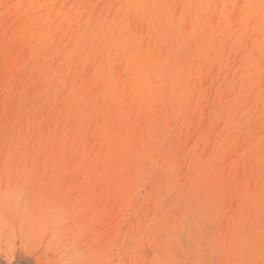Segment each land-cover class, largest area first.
Returning <instances> with one entry per match:
<instances>
[{
  "label": "bare ground",
  "instance_id": "6f19581e",
  "mask_svg": "<svg viewBox=\"0 0 264 264\" xmlns=\"http://www.w3.org/2000/svg\"><path fill=\"white\" fill-rule=\"evenodd\" d=\"M56 120L57 122H62L63 125L60 126L59 124V126L62 127L63 130L65 129L64 126L66 125L67 128V123L70 124L69 122H71L75 127L73 133L77 134L82 132L81 134L83 136L87 132L86 126L93 125L97 131L96 133L104 136L103 140H105V142L103 144L106 145L108 149L113 147L116 152L125 151L123 154L126 161L129 162V164H127L128 168L134 161L136 164V175L135 178L133 177L134 181L131 183L130 196L127 197L128 202L131 198L134 199L132 200L134 210L131 213L134 217L130 216V220L134 221L135 218L136 221L138 219V214L136 213L134 215L139 201L138 191L142 187L145 189L146 187H149V185H153L155 188V194L157 193L156 191L158 190L156 189L159 187L158 183L160 180L156 175L158 171L160 172L158 169L160 167L158 160L162 159L164 162L170 154L174 152L177 143L181 140V134L188 131V125L191 122H193L194 125L205 124L206 127L208 125L207 128L216 131V134L219 135L221 140V142L218 140L219 142L216 145V148L222 144L224 146L222 148L224 151H230L237 148V146H242L241 160L245 162L248 161L247 165L250 166L254 173L258 170H263L264 0H0V186H2L1 181L4 182V186L1 187V192L4 187H7L9 190H12L13 188L19 190L22 188L21 190L27 193L29 185L27 170L23 169L25 168L23 167L25 165H19L26 156L24 154L25 144L28 141L26 136H28V133H30L31 130L42 133L44 124L48 121V123L53 121L54 124ZM54 128L56 127H53V129ZM51 134L52 133L49 131L48 135L50 136ZM206 136L207 133L204 129L203 134L199 135L195 142L201 144L206 143ZM51 137H53V135H51ZM208 137H210V135ZM120 138L122 139L121 142ZM20 139L23 141L21 144L19 142ZM60 142L61 143L58 144H62V141ZM49 145L51 146V144ZM178 152L176 156H178ZM132 153H134V157L132 156ZM132 157L134 158L133 161H131ZM14 158H16V161H14ZM78 158L80 159V157ZM238 158L237 161L240 159ZM22 164L25 163L22 162ZM154 164L156 165V168L152 171ZM163 164L161 167H163ZM237 164L236 167L234 165L235 169H238ZM193 166L195 169V165ZM248 166L245 167L247 168ZM230 170L232 171L233 169L230 168ZM59 177L60 176H58V178ZM227 178L229 179V177ZM219 179L223 180L221 178ZM235 179V181H237V177ZM49 182L51 183V181ZM212 186L215 187V184ZM124 189H126V187ZM254 189L256 188L252 187V190L248 189L247 194L245 193V195H247V197L252 194L256 195V197H259L260 204H263L264 192L263 194L259 191L255 192L259 187L255 191ZM9 192L11 193V191ZM18 192L20 194V191ZM198 194L199 191L196 194L197 198L199 197ZM54 195L55 194H53V196ZM143 195H145V193H143ZM207 197H205V199ZM194 198L196 199V196ZM5 199L6 198H1L0 200L1 220L2 222H6V220L9 219V223L11 222L16 225L19 212H14L13 208H11V210H8L7 207L5 208V206H7H4V203L6 202ZM9 199H11V197ZM150 199L152 198L150 197ZM195 201L197 202V200ZM195 201L194 203H196ZM154 203L156 204V202ZM26 204L24 203V205ZM30 205H32V203ZM195 205L196 204L193 206ZM160 213L161 207L157 209L155 215ZM182 214H184V211ZM182 214L179 215L181 216ZM218 215L219 214H217V216ZM179 218L181 217H178V219ZM37 220L35 219V221ZM114 220L115 219H113V221ZM199 221L201 220L199 219ZM204 221L206 224V220ZM162 222H164V219L161 217V219L158 220L157 225H163ZM133 223L134 222L132 221H129L128 223L127 221H124L120 225L116 237L111 240L112 249L114 248V251L110 253L109 256L111 258L107 261V264H136L135 262L137 261L140 252L139 249L141 248V236L137 235L135 229L136 225L134 226ZM173 224L175 225V223ZM189 224L190 223H188V225ZM210 224L211 223H209V225ZM201 226L202 225H199V227ZM13 227L15 226L13 225ZM90 227L92 228V226ZM158 227H150V230L153 231L158 229V238H161L164 229ZM41 228H44V226L42 225ZM41 228L39 226V229ZM14 230L16 231V229L13 228V231ZM195 230H197V228H194V231ZM64 232L67 231L65 230ZM147 232L149 234V230L146 231V233ZM114 233L112 232L111 234ZM11 235L15 236V233H11ZM105 237L108 236L106 235ZM47 239L50 240L51 238H45V242ZM186 239L188 240V238ZM171 240L173 239L171 238ZM108 241L110 240L108 239ZM37 242L39 241H36V247L40 246L37 245ZM234 242H236V240ZM254 242L252 243L251 241L252 244H254ZM219 243L220 242L217 244ZM156 244L157 241L155 245ZM203 244L204 242H202V245ZM143 246L147 247L145 244ZM171 246L173 245L171 244ZM162 247H164V245ZM197 247L196 238L193 235L191 252L194 253ZM247 247L249 246L247 245ZM262 247H264V242ZM169 249L168 251L171 250ZM221 249L223 248L221 247ZM159 250H161V248ZM84 253L85 252H83V258L86 256ZM143 255H145V253ZM149 255L148 257H150ZM248 256L250 255L248 254ZM191 261L192 258H190V263ZM240 262L241 261H239L238 264H241Z\"/></svg>",
  "mask_w": 264,
  "mask_h": 264
},
{
  "label": "rangeland",
  "instance_id": "374dc122",
  "mask_svg": "<svg viewBox=\"0 0 264 264\" xmlns=\"http://www.w3.org/2000/svg\"><path fill=\"white\" fill-rule=\"evenodd\" d=\"M48 122L43 125L42 133L41 132L38 133L39 131L36 132V131H32L30 129L31 130V131L29 130L30 133H28V136H26V138L28 140L27 143L25 144L24 154L26 156L23 158V161H21V163H19V165H21V166L25 165V166H23V167H25L23 169L27 170V175H28V180H29V185L27 188L28 194L25 193V191L21 190L22 188L19 190H17V188H13L12 190H9V189H7V187L6 188L4 187V189H2V192H1V187L4 186L3 185L4 182L1 181L2 186H0V193H1L0 194V200H1V198L2 199L6 198L5 199L6 204L4 203V206L5 205H7V206H5V208L7 207L8 210H11V208H13L14 212H19V214H18V219H17L16 225L14 223H11V222L9 223V221H10L9 219L6 220V222H2L1 214H0V232H1L0 233V236H1L0 237V264H54V263L55 264H58V263L59 264H62V263L63 264H88L89 262H90L89 264H107V261L111 258L109 256L110 253L114 251V248L112 249L111 240H113L116 237V233L119 230L120 225L124 221L125 222L127 221V223L129 221L134 222L133 225L134 226L136 225L135 229L137 231V235L141 236V248L139 249L140 252H139L138 259L135 262L136 264H171V263L172 264H204V263L205 264H215V261H216V264H224V263L225 264H238L239 261H241L240 262L241 264H246V262H247V264H264V247H262L263 242H264V239H263V237H264V229H263L264 228V203L260 204L259 197H256V195L252 194L251 196H248V197H247V195H245V193L247 194L248 189L252 190V187L256 188V189H254V191L257 190L259 187V189L255 192L259 191L260 193L263 194V192H264V179H263L264 178V172H263V170L264 169L258 170L257 172L254 173V171L251 170L250 166L247 165L248 161L245 162V161L241 160L242 146L241 147L237 146V148L232 149L230 151H227V150L224 151L222 149L224 147L222 144H221V146H218L216 148V145L218 144V142L219 141L221 142L219 135L216 134V131L214 129L207 128L208 125H207V127L205 126V124L194 125V123L191 122L188 125V131L186 133L181 134V140L177 143V146H176L174 152H172L170 154V156L164 162L162 159L158 160V163L160 164V167L158 168L160 170V172L159 171L158 172L161 176L158 174V172L156 173L158 179H160L159 183H158L159 187H157L158 189H156V190H158V191H156L157 193L155 194V188L153 185L152 186L149 185L150 188L146 187L145 189L142 187L138 191V193H139L138 200L139 201H138V205H137V210L134 213V215L137 213L138 214L137 217L139 220L137 219V221H136V218H135V221H134V220H130V216H132L131 213L134 210L133 209L134 204L132 201L134 199L131 198V200L129 202L127 200V197L130 196L131 183L134 181L133 177L135 178V175H136L135 174L136 173V164L133 161L134 160V158H133L134 153H132L133 157L131 158V161H133V162L131 163V165L128 168L127 164H129V162L126 161L124 154H123L125 151L116 152L114 150L115 148L113 149V147L111 149H108L107 146L103 144L105 142V140H103L104 136H102V134H97L96 133L97 131L95 130L93 125L86 126L87 132L83 136L81 134L82 132L77 133V134L73 133L75 131V127H74V124H71V122H69L70 124L67 123V126H68L67 128H66V125L64 126L65 131L62 129V127H60L63 125L62 122H60V121L57 122V120L54 122V124H53V121L50 123H48ZM59 124H60V126H59ZM72 125H73V128H72ZM45 127H47V128H45ZM53 127H56V128L53 129ZM204 129L206 130V133H207V136H206L207 142L202 143V144L196 143L195 140L197 139V137H199V135L203 134ZM192 130H194V131H192ZM49 131L52 133L51 135H53V137H51V135L50 136L48 135ZM198 131H199V133H198ZM61 133H63V134H61ZM59 134H61V135H59ZM77 135H78V137H77ZM209 135L211 138L208 137ZM34 136H35V139H34ZM74 137H75V139H74ZM80 138H81V140H80ZM60 139H62V140H60ZM121 140L122 139L120 138V142H121ZM60 141H62V144H58V143H61ZM81 141L83 142V144ZM19 142L21 144L23 141L20 139ZM48 143L51 144V146ZM233 144H235V143H233ZM28 145H29V147L30 146L31 147L29 148ZM207 146H208V148H207ZM35 147H36V149H35ZM41 147H42V149H41ZM219 148L221 149V151ZM205 149H207V150H205ZM20 151H21V148H20ZM70 151H71V153H70ZM26 152H28V153H26ZM177 152H178V156H176ZM191 152H193V153H191ZM31 153H32V155H31ZM93 153H95V154H93ZM115 153H116V155H115ZM39 154H41V155H39ZM60 155H61V157H60ZM33 156H34V159H33ZM78 157H80V159ZM43 158H45V159H43ZM179 158H181V159H179ZM237 158L239 159L238 161H237ZM14 159H15L14 161H16V158H14ZM235 160H236V162H235ZM179 161H180V163H179ZM22 162L25 164H22ZM52 162H53V164H52ZM237 162H238V164H237ZM186 163H188V164H186ZM243 163H244V166H243ZM162 164H163V167H161ZM236 164L238 166V169L237 168L235 169ZM26 165H28V166H26ZM154 165L152 167V171L155 170V168H156V165L155 166ZM193 165H195L196 170L194 169ZM234 165H235V167H234ZM245 166H248V167L246 168ZM54 167H57V168H54ZM41 168L43 171L41 170ZM69 168H71V169H69ZM93 168H95V169H93ZM186 168H188V169H186ZM230 168L233 169L232 171H234V172H232L230 170ZM21 169H22V167H21ZM203 169H204V171H203ZM95 170H97V171H95ZM121 170H123V171H121ZM80 171H81V174H80ZM118 171H119V173H118ZM221 171H222V173H221ZM230 171L232 172V174ZM170 172H171V174H170ZM240 172H242L244 174H242ZM237 174L240 176H238ZM234 175H236V176H234ZM246 175H247V177H246ZM58 176H60V177L58 178ZM165 177H166V179H165ZM227 177H229V179ZM236 177H237V181H235ZM219 178H221L223 180H220ZM97 179H98V181H97ZM125 179H127V180H125ZM128 179H130L131 181ZM208 179H209V181H208ZM31 181H32V183H31ZM49 181H51V183ZM198 181L200 182V184ZM214 181H216V182H214ZM228 181H229V183H228ZM261 181H262V183H261ZM53 183H54V185H53ZM61 183H62V185H61ZM194 183H196V184H194ZM124 184H126V185H124ZM178 184H180V185H178ZM214 184H215V187L212 186ZM216 184H217V186H216ZM119 185H120V187H119ZM230 185H232V186H230ZM125 187H126V189L127 188L128 189L127 190L124 189ZM201 187H202V189H201ZM229 189L230 190L232 189V190L230 191ZM9 191H11V193ZM18 191H20V194ZM198 191H199V194H198L199 197L197 198L196 194L198 193ZM206 191H207V193H206ZM21 192H23V193H21ZM143 193H145V195H143ZM219 193H220V195H219ZM224 193H225V195H224ZM22 194H23V196H22ZM53 194H55V195L53 196ZM104 194H106V195H104ZM188 194L190 197L188 196ZM200 194H202V195H200ZM205 194H206V196H205ZM36 195H37V197H36ZM194 195L196 196V199L194 198L195 197ZM229 195L232 197H230ZM161 196H162V198H161ZM219 196H220V198H219ZM10 197H11V199H9ZM27 197H29L30 199ZM150 197L154 200L150 199ZM205 197H207V198L205 199ZM237 197H238V199H237ZM34 198H36V199H34ZM43 199L46 202H44ZM75 199H77V200H75ZM180 199H181V201H180ZM211 199H212V201H211ZM10 200L12 202V205H11ZM90 200H91V202H90ZM195 200H197V202ZM203 200H204V202H203ZM51 201H52V203H51ZM78 201H79V203H78ZM143 201L146 203H144ZM194 201L196 203H194ZM220 201L222 202L223 205L221 204ZM263 201H264V197H263ZM18 202H19V204H18ZM154 202H156V204ZM249 202H251L252 204ZM24 203L25 204L28 203V204L24 205ZM31 203H32V205H30ZM193 203L196 205L193 206L194 205ZM214 204H216V205H214ZM24 206H27V207H24ZM46 207L48 208V210ZM159 207H161V213L158 215H155V213L157 212V209ZM146 208H148V209H146ZM233 208H235V209H233ZM245 208H247V209H245ZM142 209H144L145 211ZM189 209H190V211H189ZM120 210L122 213L120 212ZM183 211H184V214H182ZM195 212L197 213V215ZM189 213H190V215H189ZM215 213H216V215H215ZM179 214H182V215L180 216ZM217 214H219V215L217 216ZM66 215H69V216H66ZM211 215H212V217H211ZM42 216L43 217L45 216L44 219ZM61 216H62V218L64 217L66 219H64V218L62 219ZM171 216H172V218H171ZM197 216H198V218H197ZM70 217H71V219H70ZM108 217H110V218H108ZM132 217H134V216H132ZM161 217H162V219H164V222H162V224L165 227L163 225L160 226V224L157 225V222H158V220L161 219ZM178 217H181V218L178 219ZM35 219L36 220L38 219V220L35 221ZM113 219H115V220L113 221ZM199 219L201 221H199ZM54 220H55V222H54ZM204 220H206V224H205ZM18 221H20V222H18ZM208 221H210V222H208ZM31 222L33 225L31 224ZM34 222H37V223H34ZM116 222H117V224H116ZM151 222H153V223H151ZM2 223H3V225H2ZM56 223H58V224H56ZM73 223H74V225H73ZM165 223H166V225H165ZM173 223H175V225ZM188 223H190V224L188 225ZM196 223H197V225H196ZM209 223H211L213 225H211V224L209 225ZM12 224L17 228L13 227ZM99 224H101V225H99ZM203 224H205V225H203ZM207 224H208V226H207ZM227 224H228V226H227ZM11 225H12V227H11ZM42 225L44 226V228H41ZM115 225H117V226H115ZM143 225H144V227H143ZM199 225H202L203 227L202 226L199 227ZM39 226L41 229H39ZM67 226H68V228H67ZM90 226H92V228ZM154 226H156V227L159 226V227L164 229L162 231L163 235L161 236V238H158V235H159L158 229L153 230V231L150 230V227H154ZM218 226H219V228H218ZM233 226H235V227H233ZM192 227L197 228V230L194 231V228H192ZM213 227H215V228H213ZM216 227H217V229H216ZM11 228H12V230H11ZM13 228L16 229V231L15 230L13 231ZM19 228H21V229H19ZM172 229H173V231H172ZM188 229H189V231H188ZM60 230H62L63 232ZM65 230L67 232H64ZM148 230H149V234H148V232L146 233V231H148ZM201 230H202V232H201ZM218 230H219V232H218ZM13 232L15 233V236L11 235V233L14 234ZM18 232L20 233V235ZM95 232H97V233H95ZM112 232L113 233L115 232V233L111 234ZM257 232H259V233H257ZM21 233H22V235H21ZM176 233H177V235H176ZM199 233H200V235H199ZM59 234H61V235H59ZM169 234H170V236H169ZM192 234L196 238V242H197V246H198L194 253L191 252L192 251L191 244H192V236H193ZM106 235L108 237H105ZM218 235H219V237H218ZM241 235H242V237H241ZM245 236L247 237V239ZM250 236H252V237H250ZM17 237H19V238H17ZM39 237H40V239H39ZM190 237H191V239H190ZM216 237H217V239H216ZM32 238L35 240H33ZM45 238H49V239L51 238V239L50 240L47 239V241L45 242ZM57 238H59L61 240H59ZM69 238H71V239H69ZM171 238L173 240H171ZM186 238H188V240ZM5 239H9V240H5ZM37 239H39V240H37ZM108 239L110 241H108ZM25 240H27V241H25ZM63 240H64V242H63ZM159 240H160V242H159ZM235 240H236V242H234ZM36 241H39V242H37V245H40V246L36 247ZM40 241H41V243H40ZM143 241L144 242L146 241V242L144 243ZM156 241H157L158 245L157 244L155 245ZM172 241H174V242H172ZM251 241H252V243L255 241L254 244H252ZM202 242H204L203 245H202ZM214 242H216V243H214ZM218 242H220L219 244H221V245L217 244ZM31 243H33L34 245ZM144 244L147 247H144L143 246ZM171 244L173 246H171ZM163 245L165 248L166 247L167 248L165 249L164 247H162ZM247 245L249 247H247ZM168 246L172 251L168 248ZM177 246L181 249H179ZM219 246H221L223 249H221V247H219ZM201 247H203V248H201ZM216 247H218V248H216ZM43 248H44V250H43ZM101 248H103V249H101ZM160 248H161V250H159ZM176 248H177V250H176ZM184 248H186V249H184ZM88 249L89 250L91 249L90 250L91 252ZM168 249L170 251H168ZM231 249H232V251H231ZM80 250H81V252H80ZM157 250H159V251H157ZM201 250H202V252H201ZM51 251H53V252H51ZM69 251H70V253H69ZM223 251H224V253H223ZM78 252H80V253H78ZM83 252H85L84 255L86 254L87 257L85 256V258H83L84 257ZM47 253H48V255H47ZM58 253H60V254H58ZM66 253H67V255H66ZM144 253H145V255H143ZM175 253H177V254H175ZM248 254L251 257L248 256ZM148 255L150 257H148ZM48 256H50V257H48ZM227 256H228V258H227ZM57 257H60V258H57ZM73 257H74V259H73ZM97 257H99V258H97ZM241 257H242V260H241ZM160 258H162L163 260ZM190 258H192L191 263H190ZM205 258H207V259H205ZM87 260H90V261H87ZM171 260H173V261H171Z\"/></svg>",
  "mask_w": 264,
  "mask_h": 264
}]
</instances>
